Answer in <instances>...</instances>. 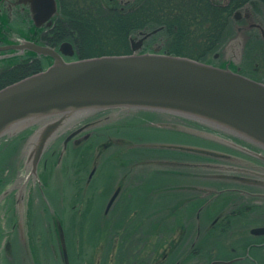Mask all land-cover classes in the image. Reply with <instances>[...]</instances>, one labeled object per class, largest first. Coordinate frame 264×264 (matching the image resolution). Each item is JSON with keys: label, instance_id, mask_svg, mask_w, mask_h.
<instances>
[{"label": "rangeland", "instance_id": "obj_1", "mask_svg": "<svg viewBox=\"0 0 264 264\" xmlns=\"http://www.w3.org/2000/svg\"><path fill=\"white\" fill-rule=\"evenodd\" d=\"M154 41L155 49L161 50V42ZM260 45L263 48L257 47L259 54L252 62L248 55V68L258 64L264 70V43ZM13 63L9 60L4 68ZM105 116L116 120L100 129L91 122L65 146L66 137L84 120L64 129L38 164V186L26 179V158L28 138L40 124L26 128L29 133L22 143L17 140L22 131L0 138V264H63L58 224L64 229L71 264H119L114 239H119L118 247H126L124 264H132L131 254H142L138 264H162L164 253L169 254L164 264H212L210 250L216 236L206 227L213 215L203 214L198 233L195 210L185 217L183 212L191 207L179 211L177 203L194 189L212 190L213 177L224 173L205 167L225 162L198 159L208 157L195 152L214 148L203 146L202 138L182 133L197 130L179 119L137 110L119 115L110 110ZM11 140L18 141L16 150L7 147ZM122 185L105 215L108 199ZM176 242L182 244L174 247ZM147 250L153 253L144 258ZM195 251H203L202 256Z\"/></svg>", "mask_w": 264, "mask_h": 264}, {"label": "water", "instance_id": "obj_2", "mask_svg": "<svg viewBox=\"0 0 264 264\" xmlns=\"http://www.w3.org/2000/svg\"><path fill=\"white\" fill-rule=\"evenodd\" d=\"M126 1L129 3L130 0ZM16 4L27 5L35 27H41L57 11L55 0H18ZM239 17L240 12H235L234 19ZM245 29L236 26L235 36L222 49L226 57L233 55L236 64L242 58L244 40L241 32ZM157 31L140 32L142 38L137 43L132 38L129 55L74 61L62 58V55H74V49L68 43H63L59 52L26 41L22 45L0 47V52L15 51L12 55L31 52L53 60L46 70L0 89V138L40 124L28 138L26 164L29 172L26 179L39 181L38 164L44 152L69 124L114 109L119 110L118 115L139 110L190 120L264 150V84L228 69L162 54L157 49L141 53L143 42ZM110 119L114 120L110 117L92 125H101L112 121ZM90 126L70 133L64 145ZM197 135L231 145L218 136L203 132ZM241 151L248 153L243 148ZM250 155L264 161V156L253 152ZM118 192L111 197L108 208ZM57 232L62 262L69 264L64 233L59 224ZM255 232L264 233V229Z\"/></svg>", "mask_w": 264, "mask_h": 264}, {"label": "flooded vegetation", "instance_id": "obj_3", "mask_svg": "<svg viewBox=\"0 0 264 264\" xmlns=\"http://www.w3.org/2000/svg\"><path fill=\"white\" fill-rule=\"evenodd\" d=\"M17 1L18 0H0V47L22 45L26 41L41 47L53 49L57 52H59L60 46L63 43H68L75 50L72 42L62 41L58 43L57 41V33L55 29L57 26V19L59 18L60 0H55L57 5L56 13L50 17V19H47L41 27H35L31 20L27 5L16 4ZM136 1L137 0H130L129 3H127L126 0H72L71 2H77L79 4L90 3L94 5L107 3L110 6H127L136 3ZM220 3L223 6L227 5V3L223 4L222 1H220ZM237 11L240 12L239 19H234L235 14L232 16V22L234 23V36L236 26L247 28L241 32L244 40V48L240 63L236 64L234 62L233 55H228L226 57L224 53L222 54V49L228 41L221 47L219 53L216 52L214 54L212 60L208 63L218 68L231 70L234 73H238L251 80L264 84V70L259 69L258 64H254L253 67L249 68V64L247 65L248 55L252 56V58H250L251 60H249L252 62L255 56L259 54L257 52V47H262L260 44L264 43L263 2L261 0H248L243 3V6L238 8ZM153 36H150L143 42L141 47L143 52L154 51L156 42L154 41ZM131 39L132 36L129 38L130 48ZM133 41L134 43H137V39H134ZM251 52L253 54H251ZM12 54H16L15 51L0 52V57ZM62 58L65 61H69V58L66 56L62 55ZM9 60L14 61L13 65L9 66V68L20 63L31 64L35 62L40 64V69L45 70L53 63V60L50 57L37 56L31 52H24L23 54L16 56L12 55L8 58L1 59L0 62ZM101 118L102 116H95L85 121L83 125L79 126V128L85 126V124L87 125L91 123L93 120L97 121ZM76 129H78V127ZM198 129H200L198 130L200 132L206 130L211 132V134L214 133L216 136L231 143V145L226 144L223 146L221 143L216 141L215 143L211 139H202L204 142L203 146L214 148L213 151H219V154H223L227 158H221L219 159L220 161L203 157L198 158L203 161H225L227 170L215 171L224 174H222V176L213 177L215 180L211 181L215 182H211L212 185L210 187L212 190H205L206 192L202 191L199 193V191L194 189L192 190V193L190 191L192 195H187L186 198L184 197L185 199L183 198L180 203H177V207L179 208V211L181 209L185 210L186 207H191L189 211L186 210L183 212V216L185 217L188 216L193 209L195 210L194 218H196V230L198 227V233L202 230L201 218L203 217V214L208 211L213 215L208 227H206L208 233L216 236L210 250V254L213 255L211 261L212 264H264V233L255 232V230L258 229H264V161L250 155V153L253 152L264 156V150L221 132H213L204 128ZM242 148L248 153L241 151ZM91 177L92 176L90 175L89 180ZM198 177H200V175H198ZM120 187L123 188V185ZM117 188L114 192L118 191ZM38 191L42 193L41 188ZM120 193L121 190L118 194L120 195ZM112 195L106 204L104 210L105 215L112 209L119 196L118 195L115 198L112 205L108 208ZM182 195L183 193L179 196L181 197ZM184 200H186V204H184ZM250 200L254 201L250 202ZM118 226H120V224ZM115 240L117 239H114V247L120 252L118 256L116 255L118 260L117 263L124 264V258L127 256L126 247H123L122 245L118 247L119 239L116 242ZM182 242H176L173 246L178 248ZM190 246L196 247L194 243ZM182 247H184V245ZM130 249L134 251L132 245ZM198 250L199 249H197V251ZM197 251H195L194 255L199 253L197 256H202L203 251ZM152 253V251L149 252L147 250L144 258L150 256ZM140 255L138 257L137 254H131V257L129 256V263L138 264L139 259H143V256ZM168 255L169 254L166 253L163 254L161 260L162 264L165 263ZM105 257L107 258L108 256ZM176 264H180V262H177Z\"/></svg>", "mask_w": 264, "mask_h": 264}, {"label": "trees", "instance_id": "obj_4", "mask_svg": "<svg viewBox=\"0 0 264 264\" xmlns=\"http://www.w3.org/2000/svg\"><path fill=\"white\" fill-rule=\"evenodd\" d=\"M71 1L60 0L55 31L58 43H73L76 59L128 55L131 36L161 28L153 38L161 42L162 52L209 62L232 36L233 12L248 0H228L225 6L215 0H137L127 6ZM4 67L0 89L42 71L35 62ZM28 133L22 131L17 140L22 143ZM18 141H9L7 147L16 150Z\"/></svg>", "mask_w": 264, "mask_h": 264}]
</instances>
